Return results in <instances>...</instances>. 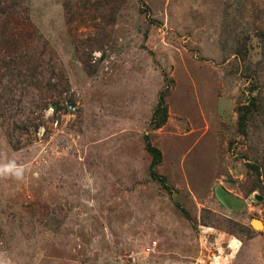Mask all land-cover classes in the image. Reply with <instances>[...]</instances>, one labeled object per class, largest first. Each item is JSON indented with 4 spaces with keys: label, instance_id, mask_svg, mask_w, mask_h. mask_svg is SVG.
Segmentation results:
<instances>
[{
    "label": "rangeland",
    "instance_id": "obj_1",
    "mask_svg": "<svg viewBox=\"0 0 264 264\" xmlns=\"http://www.w3.org/2000/svg\"><path fill=\"white\" fill-rule=\"evenodd\" d=\"M0 264H264V0H0Z\"/></svg>",
    "mask_w": 264,
    "mask_h": 264
},
{
    "label": "clouds",
    "instance_id": "obj_2",
    "mask_svg": "<svg viewBox=\"0 0 264 264\" xmlns=\"http://www.w3.org/2000/svg\"><path fill=\"white\" fill-rule=\"evenodd\" d=\"M13 167H14V166H11V165H10V166H8L4 171H5V172H10V171L13 170ZM14 175H15L16 177H19V176L21 175V170H19V169L15 170Z\"/></svg>",
    "mask_w": 264,
    "mask_h": 264
},
{
    "label": "built area",
    "instance_id": "obj_3",
    "mask_svg": "<svg viewBox=\"0 0 264 264\" xmlns=\"http://www.w3.org/2000/svg\"><path fill=\"white\" fill-rule=\"evenodd\" d=\"M155 243H153V245H154Z\"/></svg>",
    "mask_w": 264,
    "mask_h": 264
}]
</instances>
